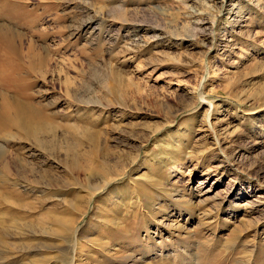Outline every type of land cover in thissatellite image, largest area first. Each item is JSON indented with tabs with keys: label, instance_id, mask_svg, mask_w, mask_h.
Here are the masks:
<instances>
[{
	"label": "rangeland",
	"instance_id": "rangeland-1",
	"mask_svg": "<svg viewBox=\"0 0 264 264\" xmlns=\"http://www.w3.org/2000/svg\"><path fill=\"white\" fill-rule=\"evenodd\" d=\"M0 264H264V0H0Z\"/></svg>",
	"mask_w": 264,
	"mask_h": 264
},
{
	"label": "bare ground",
	"instance_id": "bare-ground-1",
	"mask_svg": "<svg viewBox=\"0 0 264 264\" xmlns=\"http://www.w3.org/2000/svg\"><path fill=\"white\" fill-rule=\"evenodd\" d=\"M77 164V163H76Z\"/></svg>",
	"mask_w": 264,
	"mask_h": 264
}]
</instances>
